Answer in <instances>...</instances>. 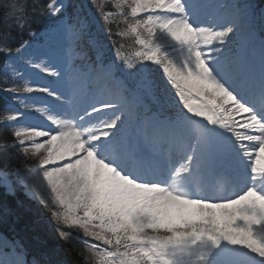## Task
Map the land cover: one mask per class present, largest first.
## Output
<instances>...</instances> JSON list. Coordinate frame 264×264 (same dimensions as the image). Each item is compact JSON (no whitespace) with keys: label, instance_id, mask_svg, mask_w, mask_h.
I'll return each instance as SVG.
<instances>
[{"label":"snow or ice","instance_id":"6c2138e0","mask_svg":"<svg viewBox=\"0 0 264 264\" xmlns=\"http://www.w3.org/2000/svg\"><path fill=\"white\" fill-rule=\"evenodd\" d=\"M0 64V264H66L21 191L75 264H264V0H0Z\"/></svg>","mask_w":264,"mask_h":264},{"label":"trees","instance_id":"16d2710c","mask_svg":"<svg viewBox=\"0 0 264 264\" xmlns=\"http://www.w3.org/2000/svg\"><path fill=\"white\" fill-rule=\"evenodd\" d=\"M17 199L20 201L22 200V198L20 196ZM10 201H11V203H13V201L11 199H10ZM49 246L51 249H56L60 254L64 255L65 257H67L70 260H73L75 258L73 254L72 255L68 254V252L65 250L66 247L64 246V244L62 243L61 240L53 239V241L50 242Z\"/></svg>","mask_w":264,"mask_h":264},{"label":"rangeland","instance_id":"374dc122","mask_svg":"<svg viewBox=\"0 0 264 264\" xmlns=\"http://www.w3.org/2000/svg\"><path fill=\"white\" fill-rule=\"evenodd\" d=\"M20 193H22V191ZM22 195L25 196L27 199L34 201V199L26 196L24 192L22 193ZM49 220H50V218H49ZM52 225H53V223H51L50 221L48 222V224H45V222H40L39 227L41 229H43V231L50 233V234H53L51 231H53V232H55V231H54V228L52 227Z\"/></svg>","mask_w":264,"mask_h":264},{"label":"bare ground","instance_id":"6f19581e","mask_svg":"<svg viewBox=\"0 0 264 264\" xmlns=\"http://www.w3.org/2000/svg\"><path fill=\"white\" fill-rule=\"evenodd\" d=\"M29 231L32 232V233L34 232V230H31V229H29Z\"/></svg>","mask_w":264,"mask_h":264}]
</instances>
